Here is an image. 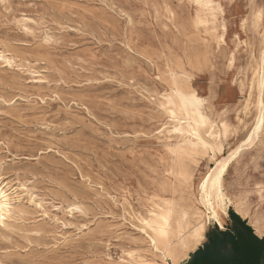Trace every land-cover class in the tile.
<instances>
[{
	"label": "rangeland",
	"instance_id": "1",
	"mask_svg": "<svg viewBox=\"0 0 264 264\" xmlns=\"http://www.w3.org/2000/svg\"><path fill=\"white\" fill-rule=\"evenodd\" d=\"M215 2L227 5L219 16L225 43L217 39L222 28L196 23L197 9L188 0L183 6L182 0H7L10 11L0 6V50L18 65L0 66V176L29 189L15 201L24 215L10 222L19 227L7 233L11 243L0 239L2 264H120L129 251L149 256L138 229L151 202L193 203L198 180L213 162L199 156L195 190L172 174L168 148L179 140L159 134L170 126L160 107L168 71L186 72L206 100L205 112L241 129L224 142L227 154L253 126L256 90L250 86L264 46L251 7L256 3L258 13L260 0ZM164 3L175 21L151 7ZM262 152L257 142L225 176L230 197L246 203L250 218L264 217ZM68 206L86 214H67Z\"/></svg>",
	"mask_w": 264,
	"mask_h": 264
},
{
	"label": "snow or ice",
	"instance_id": "2",
	"mask_svg": "<svg viewBox=\"0 0 264 264\" xmlns=\"http://www.w3.org/2000/svg\"><path fill=\"white\" fill-rule=\"evenodd\" d=\"M188 5L194 6L197 9V17L199 18L201 15V11L203 10L204 16L206 19L211 21H217L221 14H224L227 8V5H221L216 3L215 0H188ZM0 6H3L4 11H10L9 4L7 0H0ZM30 7L31 5H26ZM183 6V0H182ZM145 7H149V5H145ZM151 7H155L157 9H162L163 11L167 12L168 15L165 17L166 20L175 21L176 16L173 12L172 8L169 6L168 3L164 4H155ZM253 8V12L259 17L260 19V29L264 32V0H260V7L259 12L256 13L257 4L253 3L251 5ZM160 11L155 13L157 19L160 18ZM11 19V17H9ZM35 21H33L34 23ZM131 17H129V23H131ZM202 22V21H201ZM16 23H20L17 21ZM249 21H245L244 25H247ZM252 26L256 27L255 23V16L252 18ZM242 25V27L244 26ZM22 30L24 32H28V27L21 25ZM219 40L220 38L217 37ZM6 46V44H5ZM0 61H3L7 67H13L14 63L12 60H6L3 54H0ZM190 78V77H189ZM156 79H160L159 76ZM260 104L259 107V118L256 122L255 127L248 129L247 131L250 132V135H246V139L244 142L240 144L239 147L235 149V151H229L227 156H217V153L224 152V142L229 139L231 135H236L241 129L237 128L233 131L232 128L229 127L227 123L220 125V122L217 121L215 125L211 123H206L204 132H199L200 124L197 123L196 130L189 131L188 135L191 137H195L194 141H189L192 148H195L196 151L193 152L190 149L179 148L173 149L171 147L168 148V151L172 153L173 156L180 155L181 158L185 161L186 164H195L197 163V158L199 156H205L208 159L212 160L216 163V167L212 169L211 172L208 173V176L211 179L212 183V194L209 195L207 191V186L209 184V179H202L200 183V188L204 190L201 195V201L205 204L208 208V219L207 221L201 220L196 228L194 233L189 234V240L185 243L184 247L186 249H191L192 247L196 246L200 241H202L204 237V227L205 224H214L220 228L224 227L223 216L227 214L228 208L230 205L234 203L232 199H230L231 193L228 189L223 186L221 181V177L224 175L225 171L228 169V166L232 161H234L237 157L240 156L241 152L246 148L252 147L254 144L259 142L261 145H264V75L260 77ZM251 99V97H250ZM181 100L183 101L184 107L181 108V112L178 116L175 110L169 109V107L161 105L164 114L170 117L172 120L177 121L181 124L185 122L184 120V113L188 111V104H193L194 108H199L201 104H204L205 101L197 100L190 92L186 96H181ZM247 111V109H245ZM200 121L204 122V117H200ZM191 123V121H189ZM243 123V122H241ZM166 126H169L166 124ZM173 130L183 135L180 128H175ZM208 127L216 128L219 130L220 127L223 128V131L220 132L219 137L215 134V132H208ZM163 132V129H161ZM209 136L211 139L205 140L202 137L204 135ZM264 155V152H262ZM264 171V167L261 169ZM190 177V171L185 173L184 180L185 182L188 181ZM0 180H3V177L0 176ZM260 188V199L264 201V183L258 185ZM11 189V190H9ZM29 189L27 187L23 188L22 191H17L15 188H12L11 185L7 186H0V229L4 230L5 235L0 237V239H6L7 243H11L10 239H7V233L15 231L11 221H18L19 216H23L24 213L19 211L18 205H16V198L20 197L23 193H28ZM207 197V199H205ZM29 199L35 203L36 208H40V203H36L34 198L29 196ZM243 203L242 200L236 203V209L241 214L244 215V210L241 208V204ZM67 213H72L73 211H80L81 214H86V212L81 208H73L72 206H68L66 208ZM44 216L48 215L47 211H42ZM172 215L171 207L169 208L167 215H161L156 220H148L141 218V224L145 227L139 228L138 231L144 233L146 237V243L150 244V248L147 249L148 255L151 256L153 254H160L164 255L165 264H169L168 257L171 256L170 264H179V258L183 256V252H173L172 251V236L173 233L169 230V217ZM57 224L63 223L64 227L70 228L74 227V225L67 223L66 221L62 222L59 219L56 221ZM135 227V225H133ZM81 229L87 227L86 224H82L79 226ZM39 235V233H35ZM258 236L262 242H264V226H261L258 230ZM27 250V249H25ZM103 255V253H101ZM128 257L135 258L136 253L129 251L126 253ZM2 264V262H0ZM96 264H108L106 259H102L96 262ZM125 264H158V261H152L150 259H142V260H135V259H128Z\"/></svg>",
	"mask_w": 264,
	"mask_h": 264
},
{
	"label": "bare ground",
	"instance_id": "3",
	"mask_svg": "<svg viewBox=\"0 0 264 264\" xmlns=\"http://www.w3.org/2000/svg\"><path fill=\"white\" fill-rule=\"evenodd\" d=\"M257 16V15H256ZM258 21L260 22L259 17L257 16ZM202 21V22H201ZM196 23L199 26L202 27H209V25H212L213 29L216 30V28L220 27L223 30V33L219 36L220 41L222 43H225V34L227 32V28L226 26H224L223 24L219 25V18L217 21H211L209 19H206L204 14L200 15V17L196 18ZM264 35V33H263ZM43 38V37H42ZM0 54H3L6 58V60H12L14 63V66H18L16 65L17 61L15 59V57L8 51H3L0 50ZM0 66H3L5 68H9L5 65V63L3 61L0 62ZM13 67H10L11 69ZM9 68V69H10ZM32 73H37V72H32ZM168 73L170 74V83H169V89L168 91L165 93V95L163 96V101L161 103V105L167 106L169 107L170 111L171 110H175L179 116L180 112H181V108L184 107L183 101L181 100V96H186L189 92L197 99V100H203L206 101L204 98L200 97V95L197 93V91L191 86L190 82H191V77L186 73V72H182L181 74L176 73L173 70H169ZM261 75H264V46H263V50L260 54V59L257 63V66L254 70V77L251 81V86L250 89L256 90V98L254 101V107H255V117H254V122H253V127H255L256 122L259 118V107L258 105L260 104V77ZM190 77V78H189ZM209 83V82H206ZM61 93V92H60ZM16 95V94H15ZM250 97L251 94L249 96V100L248 102H250ZM5 98V97H4ZM3 98V99H4ZM8 99V98H7ZM46 99V98H45ZM57 100V99H56ZM11 101V100H10ZM68 101V100H67ZM12 102V101H11ZM7 103V102H6ZM9 103V102H8ZM63 103V102H62ZM246 103V102H245ZM76 105V104H75ZM160 105V107H161ZM68 107V106H67ZM188 111H186L184 113V120L185 122L183 124L172 120L170 117H168L166 114V116L170 119V126L167 128L163 129V132H159V134L163 137H167L169 136L170 138H175L177 140H179V142L175 145L171 144L169 145V147L173 148V149H177L179 151V148H184V149H190L191 151L195 152L196 149L191 147V144L189 143V141H194L195 137H191L188 135L189 131H194L196 130V125L197 123L200 124L199 127V132H204L206 123H211L213 125L216 124V121L213 120V118L205 112L204 107H205V103L201 104L199 106V108H194L193 104L189 103L188 104ZM87 109V108H86ZM161 110L163 112V109L161 107ZM5 111V110H4ZM164 114V112H163ZM42 115V114H41ZM80 115V114H79ZM94 115V114H93ZM247 114L245 113L244 116H246ZM95 117H97L96 115H94ZM203 116L204 117V122L200 121V117ZM55 118V117H54ZM53 118V119H54ZM99 119V118H98ZM189 121H191V123H189ZM65 122V120H64ZM220 125H223L225 123H227L225 120L219 121ZM239 122H243V119L239 118ZM22 123V122H21ZM228 124V123H227ZM58 125V124H57ZM61 125V124H59ZM103 125V124H102ZM229 125V124H228ZM175 128H180L183 135H181L180 133L176 132L175 130H173V127ZM230 127V126H229ZM208 132H215V134L217 135V137H219L220 132L223 131V128L220 127L219 130H217L216 128H212V127H208L207 129ZM39 133V132H38ZM43 133V132H42ZM35 134V133H34ZM251 133L248 132L247 135H250ZM51 137V136H50ZM91 138V137H90ZM205 140H209L211 139L209 136H207L206 134L202 137ZM244 139H246V136L244 137ZM244 139L242 141H240L236 147H234L233 149H231L230 151H235V149L237 147L240 146V144H242L244 142ZM61 141V140H60ZM59 141V142H60ZM63 141V140H62ZM67 142V141H65ZM256 144H254L253 146H255ZM57 146V145H56ZM75 146V145H74ZM179 146V148H178ZM252 146V147H253ZM76 147V146H75ZM110 147V146H109ZM250 147V148H252ZM84 148V147H83ZM250 148H246L245 150H243L240 154V156L242 155L243 152H245L246 150L250 149ZM78 149V148H77ZM49 151V150H48ZM85 151V148H84ZM87 152V151H86ZM72 153V152H71ZM172 154V153H171ZM217 156H224L226 157L227 154H225V147H224V152L217 153ZM239 157H237L234 161H232V163H234L236 160H238ZM67 159V158H66ZM197 163L195 164H186L185 161L181 158L180 155H176L174 156V164L172 167V174L176 176L177 180L185 182L184 180V176L186 172L190 171V177L188 179L187 182L185 183H189L191 185V187H194L195 190V171L196 169L199 167L200 164V159L199 157L197 158ZM213 162V161H212ZM232 163L229 164L228 169L225 171L224 175L221 177V181L223 183V186L225 187V176L227 175L230 166L232 165ZM191 166V168H190ZM211 166V165H210ZM193 167V170H192ZM216 167V163L213 162V167H210L209 170L207 171L206 175L202 178V179H209V184L207 186V191L208 194L211 195L212 194V183H211V179L208 176V173L212 171V169H214ZM56 169V168H55ZM77 169V167H76ZM15 171V170H14ZM110 171V170H109ZM112 173V172H111ZM20 175V174H19ZM46 175V174H45ZM2 176V175H1ZM24 176V175H23ZM202 179L198 180V186H197V193H195L194 195V200L193 203L190 205H183L180 204L178 202H176L175 200L172 199H162V198H158V200L152 201L151 204L149 205V208L147 210V214L144 217H140L139 221L141 222V218L143 219H148V220H156L159 216L161 215H167V212L169 210V208L171 207L172 210V215L169 217V225L168 228L169 230L173 233L172 236V251L173 252H183V256L179 258V264H182L183 261H185L188 257H189V253L194 250L195 248H197L203 241H200L196 246L192 247L191 249H186L184 247L185 243L189 240V234L190 233H194L196 231V228L199 224V222L201 220L207 221L208 219V208L205 206V204L201 201V195L204 192L203 189L200 188V183L202 182ZM38 181V180H37ZM39 185L41 181H38ZM56 183V182H55ZM38 184V183H36ZM7 185H11V183L6 182L3 178V180H0V186H7ZM12 186V185H11ZM59 186V185H58ZM12 188H15L17 191L22 190V188L20 187H14V185L12 186ZM24 188V187H23ZM61 188V187H60ZM11 190V189H9ZM65 190V189H64ZM71 194V193H70ZM72 195V194H71ZM18 199V198H16ZM123 199V198H122ZM121 199V200H122ZM205 199H207V197H205ZM230 199H232L230 197ZM233 200V199H232ZM17 201V200H16ZM234 201V200H233ZM60 202V201H59ZM240 201H234V203L232 205H234L235 207V211L238 215H240L241 217H243L244 219L250 221L251 223V227H254L255 230L258 233V230L261 226H264V217L263 216H254L250 218V215L248 213V210L246 208V203L243 201V203L240 205L241 208L244 210V215H241L237 209H236V203H238ZM229 206L228 210L231 208V206ZM21 207V205H19ZM24 206V205H23ZM233 207V206H232ZM31 208V207H30ZM34 208V207H33ZM75 208H80L79 206H75ZM20 209V208H19ZM35 209V208H34ZM48 210V209H47ZM30 211V210H28ZM32 211V210H31ZM49 211V210H48ZM123 211V210H122ZM35 212V211H34ZM37 213V212H36ZM63 214V213H62ZM68 214V213H67ZM31 215V213H30ZM64 215V214H63ZM33 216V215H31ZM62 216V215H61ZM28 219V218H27ZM251 219V220H250ZM31 220V219H30ZM37 220V219H36ZM32 221V220H31ZM30 221V222H31ZM125 221V220H124ZM71 222V221H70ZM74 224V221L73 223ZM78 224V223H76ZM84 224V223H83ZM23 225V224H22ZM207 225L208 223L205 224L204 227V235L207 229ZM18 226V225H17ZM26 226H28L26 224ZM143 227H145L142 224ZM133 227V226H132ZM19 229V227H15V230ZM22 228V227H21ZM224 228V227H223ZM45 229V228H44ZM43 229V230H44ZM23 230V229H22ZM19 231V230H18ZM47 231V230H46ZM37 232V231H36ZM16 233V232H15ZM14 233V234H15ZM52 233V232H51ZM5 234V233H4ZM20 234V233H19ZM60 234V233H59ZM9 235V234H8ZM17 235V234H16ZM22 235V234H20ZM24 235V234H23ZM42 235V234H41ZM78 235V234H77ZM63 236V235H62ZM53 238V237H52ZM24 239V238H23ZM18 241V240H17ZM32 242V241H31ZM103 242V241H102ZM108 242V241H107ZM104 243V242H103ZM20 244V243H19ZM24 244V243H23ZM52 244V243H51ZM22 245V243H21ZM36 245V243H35ZM50 245V244H49ZM24 246V245H23ZM18 247V246H16ZM28 247V246H27ZM49 247V246H48ZM19 248V247H18ZM25 248V247H23ZM9 249V248H7ZM23 250V249H22ZM45 250V249H44ZM51 250V249H50ZM48 251V250H46ZM20 252V251H19ZM136 253V252H135ZM5 256V254H4ZM7 256V255H6ZM128 259H135V260H142V259H150L152 261H158V264H165V259H164V255H160V254H153L150 257L149 256H142L136 253V257L132 258V257H128L126 255V257L121 258L120 264H125V262ZM171 256L168 257L169 260V264L171 261Z\"/></svg>",
	"mask_w": 264,
	"mask_h": 264
},
{
	"label": "crops",
	"instance_id": "4",
	"mask_svg": "<svg viewBox=\"0 0 264 264\" xmlns=\"http://www.w3.org/2000/svg\"><path fill=\"white\" fill-rule=\"evenodd\" d=\"M229 209L224 228L218 226L206 229L204 241L189 253L182 264H264V242H262L250 221L246 227L233 225ZM248 227V228H247Z\"/></svg>",
	"mask_w": 264,
	"mask_h": 264
},
{
	"label": "trees",
	"instance_id": "5",
	"mask_svg": "<svg viewBox=\"0 0 264 264\" xmlns=\"http://www.w3.org/2000/svg\"><path fill=\"white\" fill-rule=\"evenodd\" d=\"M230 220L232 221V224L235 226L237 224L245 226L246 222L242 221V219L234 213V211L230 210L229 212ZM248 228V227H247Z\"/></svg>",
	"mask_w": 264,
	"mask_h": 264
}]
</instances>
